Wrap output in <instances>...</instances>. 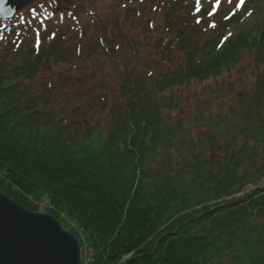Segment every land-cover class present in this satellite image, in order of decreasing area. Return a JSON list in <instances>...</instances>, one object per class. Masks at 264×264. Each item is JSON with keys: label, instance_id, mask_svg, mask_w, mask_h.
I'll use <instances>...</instances> for the list:
<instances>
[{"label": "trees", "instance_id": "obj_1", "mask_svg": "<svg viewBox=\"0 0 264 264\" xmlns=\"http://www.w3.org/2000/svg\"><path fill=\"white\" fill-rule=\"evenodd\" d=\"M181 1L170 2L174 15L168 12L164 24L174 35L180 57L170 55L171 42L165 44V61L175 62H167L159 76L149 77L159 80L160 89L221 75L240 62L239 50L251 40L252 30H239L217 49H207V35L180 20ZM254 30L255 46L264 47V22ZM60 35L35 54L30 47L28 54L33 57L28 56V61L0 66V191L34 212V200L44 198L56 215L65 211L83 230L90 247L84 260L81 248L82 264H264V187L228 198L235 191L233 184L241 187L245 178L235 181L203 170L200 151L196 157V151L184 155V161L177 154L181 164L173 163L174 144L165 133L167 124L148 81L124 87L122 77L119 92L124 99L105 134L99 135V152L92 158L78 159L72 149L85 145L94 133L74 141L60 136L59 130L49 134L40 127L44 119L35 116L31 101L20 100L17 80L35 75L54 57L62 43ZM258 135L254 132L250 140ZM259 172L264 177V169ZM256 180L253 177L254 185ZM211 190L221 200L198 211L195 206L206 202L198 193Z\"/></svg>", "mask_w": 264, "mask_h": 264}, {"label": "rangeland", "instance_id": "obj_2", "mask_svg": "<svg viewBox=\"0 0 264 264\" xmlns=\"http://www.w3.org/2000/svg\"><path fill=\"white\" fill-rule=\"evenodd\" d=\"M235 2L233 0L229 4L227 0H222L214 16L215 21L228 14ZM209 3L210 0H201L205 15L211 11ZM168 7V0H143L142 4L138 0H36L11 20L0 19V66H16L31 59L40 46H36L37 32L41 46L51 41L53 33L61 32L59 40L64 43L56 47L54 57L43 63L35 75L18 80L22 100L31 99L33 107L42 114V129L49 134L59 130L60 136L75 138L74 141L94 133L88 137L85 145H80L82 141L77 144L80 146L72 149L78 159L92 158L99 152V135H104L114 110L124 99L119 92L122 77L126 79L124 87L133 81H148L163 122L167 124L165 133L174 144L170 148L174 156L171 161L181 164L178 155L184 161V155L196 151V157L198 151L202 152L199 160L203 170L208 168L209 171L218 172L221 178L235 181L245 178L241 187L233 184L235 191L231 189L228 198L240 196L254 185L253 177L257 179V184L264 179L259 172L264 169V136L250 140L264 122H260V117L255 115H245L246 104L262 101L258 96L256 99L250 97L254 95L258 75L264 73V47L255 46L252 38L256 30H253L249 35L251 40L239 50L240 62L228 71L202 82L191 81L180 88L170 86L160 89L156 84L159 80L154 82L149 77L159 76L165 71L164 22ZM180 7L179 12L183 13L181 19L190 18V14L195 12V0H183ZM31 9L36 11L33 13ZM241 9L246 15L251 11V15L243 16L244 21L235 27L249 32L256 27L258 18L264 15V0H246ZM21 16L30 23L20 21ZM198 16H202L203 19L199 18L204 20L203 25L208 24L201 11ZM46 17L48 23L41 25L40 22L44 23ZM5 24H10L11 28L3 32ZM80 29L84 32L81 36ZM205 32L210 35L204 34L208 35L204 38L212 37L208 28ZM101 37H104L106 44L102 42L101 45L98 39ZM30 47L35 49L31 55L28 54ZM57 52L60 56L56 55ZM178 55L173 53V56ZM259 114H264L260 108ZM31 133L47 137L45 132ZM249 174L252 175L251 179ZM207 177L204 178L205 182ZM151 188L152 185L146 190ZM198 194L200 199L206 200L203 205L195 206L198 211L202 209L200 207L221 200L213 197L212 190ZM44 199L34 200L33 203L37 205L35 211L53 213L62 228L77 239L80 249H83L84 260L86 247L90 249L85 233L65 211H59L56 215L53 206L48 203L50 201Z\"/></svg>", "mask_w": 264, "mask_h": 264}, {"label": "water", "instance_id": "obj_3", "mask_svg": "<svg viewBox=\"0 0 264 264\" xmlns=\"http://www.w3.org/2000/svg\"><path fill=\"white\" fill-rule=\"evenodd\" d=\"M31 1L10 3L19 9ZM0 264H82L81 249L53 216L28 210L0 191Z\"/></svg>", "mask_w": 264, "mask_h": 264}, {"label": "snow or ice", "instance_id": "obj_4", "mask_svg": "<svg viewBox=\"0 0 264 264\" xmlns=\"http://www.w3.org/2000/svg\"><path fill=\"white\" fill-rule=\"evenodd\" d=\"M227 2L229 4L233 3V0H227ZM246 0H236L234 7L230 10V12L225 15L223 17L224 20H230L233 16L236 15V13L245 6ZM222 5V0H210L209 3V7L211 8V11L207 12V16L208 17H214L217 12H218V8ZM17 11V9H15L11 3L10 0H0V15H5V16H10L13 13H15ZM36 9H31V12H35ZM201 11V0H195V12L199 13ZM248 15H251V11H249L247 13ZM62 18V17H61ZM20 21L24 22V23H30V21H27L26 18H24L23 16L20 17ZM197 23L201 22V19L199 17H197L196 19ZM216 22L213 19L211 21V23L209 24L210 28H216ZM6 27V26H5ZM39 32L36 33L37 36V40H36V46H39L40 40H39ZM55 33L52 34L53 37H55ZM232 33H228L227 36H224L223 39L221 40V44L223 43V41L227 40L229 36H231ZM220 46V45H218ZM117 47H119V45H117Z\"/></svg>", "mask_w": 264, "mask_h": 264}]
</instances>
